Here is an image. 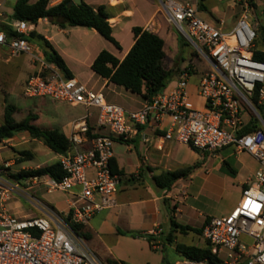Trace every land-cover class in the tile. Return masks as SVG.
Here are the masks:
<instances>
[{
	"label": "built area",
	"instance_id": "1",
	"mask_svg": "<svg viewBox=\"0 0 264 264\" xmlns=\"http://www.w3.org/2000/svg\"><path fill=\"white\" fill-rule=\"evenodd\" d=\"M257 1L264 3L232 0L241 14L234 26L224 31L223 22L203 20L195 6L160 0L168 22L209 65L197 87L204 107L186 105L187 79L192 71L186 66L172 90L161 92L134 111L106 102L101 92L66 79L54 65L47 64L21 37L29 32L30 23L12 20L3 25L15 34L7 38L1 26L0 2V46L12 56L27 55L38 63L24 84L23 96L98 111L94 129L88 125V111L73 122L68 150L57 157L62 179L33 176L15 180L14 174L8 173L10 162L0 167V264H104L69 225L86 226L96 214L116 206L121 179L110 168L115 141L129 143L140 128L149 125L156 131L165 121L163 141L186 145L201 154L231 148L256 162L257 169L242 188L237 205L227 216L208 218L201 237L217 264H264V62L253 59L254 53L264 55V45L256 44L257 18L263 17L264 5L253 12L252 3ZM250 17L253 24L248 22ZM40 186L46 194L67 195V210L59 212L29 195L32 188ZM15 196L26 197L40 215L18 218L9 214L6 204ZM157 232L160 230L150 235ZM151 247L157 250L159 245L153 242ZM175 264L211 263L205 259Z\"/></svg>",
	"mask_w": 264,
	"mask_h": 264
},
{
	"label": "crops",
	"instance_id": "2",
	"mask_svg": "<svg viewBox=\"0 0 264 264\" xmlns=\"http://www.w3.org/2000/svg\"><path fill=\"white\" fill-rule=\"evenodd\" d=\"M35 1L30 0V3ZM61 1L49 0L48 7H53ZM174 1L195 7L198 4V0ZM0 2L3 13L1 26H3L12 21V8L16 0H0ZM83 2L93 9L100 6L105 7V11L109 15L112 38L118 46L103 38L93 29L83 27L60 29L47 19H40L36 24H31L29 32L34 31L41 35L51 45L63 60L72 79L96 92H101L108 103L123 105V108L132 111L140 109L146 102L140 96L108 83L107 80L92 71L91 65L99 53L106 51L117 60L122 61L135 42L132 29L136 27L156 34L163 40L164 60L167 51L174 53L179 48L192 47L179 34L175 26L168 22L160 0H83ZM6 7L9 8V13L5 12ZM198 11L203 20L214 24L223 22L226 26L227 21L220 14L216 4L208 3V0H205L204 8ZM238 18L239 16L236 21ZM30 45L39 54V45L37 43H30ZM0 49L7 48L0 46ZM192 58V51H189L187 61L182 64L175 65L172 69H168L164 64L168 70H179L165 88V92L176 86L179 73L184 67L192 68ZM5 62H10V60H5ZM15 67L19 68L18 63ZM37 68L38 66H28L25 74L28 73L27 71L33 74ZM204 72L199 74L192 68L187 79L186 105L193 109L204 107L203 100L197 94V87ZM24 77L19 78L18 83L23 82ZM24 84L20 86L21 97H24ZM11 92L12 94L7 100L3 93L0 94V109H3L0 114V125L4 122L5 106L9 104L15 109L14 121H21L29 112H32L37 115V121H35L37 126L44 129H58L66 138L72 130L73 122L84 116L87 111L91 114L87 120L88 125L91 129L95 128L98 113L96 109L86 110L81 106H69L43 98L41 103L45 106L48 119L45 122L39 115V98L35 100L37 110L20 109L15 104L9 103L12 96L20 97L16 94L17 91L12 89ZM166 124L167 121L164 122L162 128L156 131L149 125L140 128L137 136L129 143H122L118 140L113 144V159L118 169L124 172V177L121 178L118 187L116 206L96 214L83 228L86 244L101 261L111 258L126 264H161L162 258L157 255V252L160 246L164 248L168 245L164 239L172 230L169 224L171 218L177 223L175 218L178 216L184 223L177 224L200 229L208 218L227 216L237 205L242 188L257 169L256 162L249 155L235 153L231 148L207 153L203 156L186 145L163 141L161 139L162 131ZM34 144L42 143L31 139L26 132L3 139L0 142V165L4 163L3 160H7L5 162H10L12 165L14 162L13 159L3 158L1 153L4 150H9L13 157L14 151H28L24 149L25 146ZM158 144L162 146L161 150L156 148ZM28 152L33 155L31 151ZM57 157L58 155L54 154L51 164L57 162ZM195 164L200 165L188 178L177 182L175 188L169 193L157 189L152 181L153 176L162 171H175ZM44 166H48L47 163L39 164L36 167ZM24 168L22 167V169ZM229 168L234 171V175L229 173ZM230 192L235 194V198L225 204L224 198ZM68 201L69 197L63 194L59 199H52L48 205L59 212H65ZM164 223L169 224L168 233H165ZM155 230H160V232L150 235V232ZM190 234L193 233L187 235ZM141 235L154 237V242L159 245V248L157 250L152 248L144 238L138 237ZM177 235L181 234L172 233L173 243L168 246L174 247L177 243ZM198 236L202 239L201 235Z\"/></svg>",
	"mask_w": 264,
	"mask_h": 264
},
{
	"label": "trees",
	"instance_id": "3",
	"mask_svg": "<svg viewBox=\"0 0 264 264\" xmlns=\"http://www.w3.org/2000/svg\"><path fill=\"white\" fill-rule=\"evenodd\" d=\"M204 1L198 0V10L204 8ZM48 2L49 0H36L34 3H30V0H16L12 8L11 19L25 21L30 24H36L40 19H47L60 29L73 27L93 29L103 38L118 46L112 38L109 15L105 11L104 6L93 9L86 5L83 0H81L79 5L73 4V0H62L59 4L48 7ZM262 18H264V14ZM4 30L7 38L15 35L11 33L8 27H5ZM132 32L135 42L122 61L117 60L110 53L102 51L93 61L91 69L96 75L107 80L108 83L118 86L131 94L140 96L144 101H150L154 96L165 90L179 70H168L164 67V43L159 36L138 27L133 28ZM21 37L29 43H37L43 60L47 64L54 65L66 79L72 78L61 57L41 35L32 31ZM256 44L264 45V22L259 24ZM253 59L264 62V55L254 53ZM14 111L15 109L12 105L8 104L5 106L4 122L0 125V142L3 139L12 138L17 133L26 132L31 139L40 141L52 153L56 155L66 153L69 143L60 130L44 129L37 126L35 124L37 115L32 112H29L21 121L16 122L13 119ZM116 141L118 142V140ZM191 150L199 153L193 148ZM14 154L18 157L16 159L17 163L23 162L24 159L29 160L32 157L28 151H14ZM206 154L202 153L203 156ZM199 165L195 164L175 171H162L160 174L153 176L152 181L157 189L169 193L175 188L177 182L188 178ZM224 165L226 166V164ZM110 168L111 172L118 175L120 179L124 177V172L118 169L114 159L110 161ZM229 173L234 175V171L230 168ZM33 176H48L52 179L60 180L63 178L64 173L59 163L54 162L51 165L35 170L18 172L12 178L18 180ZM169 224L172 230L164 239V242L168 245H172L173 243L172 233H179L181 235L189 233L201 235L202 233V228L197 229L187 225H180L174 222L172 218ZM69 227L74 234L85 241L84 226L69 225ZM138 237L144 238L150 246L155 241V238L150 235ZM174 249L183 260L199 262L206 259L211 264L218 263L216 257L210 253L205 244L202 247L175 244ZM103 263L126 264L122 261L112 260L111 258H107ZM161 263H164V259H162Z\"/></svg>",
	"mask_w": 264,
	"mask_h": 264
},
{
	"label": "rangeland",
	"instance_id": "4",
	"mask_svg": "<svg viewBox=\"0 0 264 264\" xmlns=\"http://www.w3.org/2000/svg\"><path fill=\"white\" fill-rule=\"evenodd\" d=\"M214 3L218 7L220 14L223 15L224 19H226L227 23L226 26L223 27L224 31H229L233 26L236 18L241 14V9L237 5L232 3V0H208V3ZM264 5L262 1H257L252 3L253 12H258L260 8ZM6 13H9V8L6 7ZM221 15V16H222ZM248 22L253 24L251 17L249 18ZM258 26L264 22V18H257ZM179 32V31H178ZM179 34L188 42V44L192 48H179L177 52H166V58L163 61L165 67L168 69H172L175 65H180L184 61H187L189 56V51H192V68L195 69L199 74L204 72L206 69L209 68L207 62L202 60L199 56L195 55V49L190 44V42L179 32ZM38 54L37 52H35ZM39 57H42L41 50L39 49ZM5 60H10V62H5ZM16 63H18V67L16 68ZM28 66H38V63L33 61L27 55H19V56H12L7 49H0V94L3 93L4 98L7 100L8 97L12 94V89L17 91V95H20L19 98L12 96L9 99V103L15 104L20 109H31L32 111L37 110L36 107V99L37 98H24L21 97V87L24 82L32 75V72L27 71L28 73L25 74V70H28ZM24 74L22 75V73ZM23 76L24 81L18 83L19 78L21 79ZM15 93V92H14ZM41 99L39 98V115L43 121H47L46 111L44 109V104L41 103ZM116 105V104H115ZM122 105V104H121ZM120 106V105H119ZM123 106V105H122ZM121 106V107H122ZM3 109H0V114H2ZM1 123V122H0ZM23 149V148H22ZM26 150L32 152V159L26 160L24 159L23 162L17 163L16 155L14 154L12 157V153L9 150H4L1 155L4 159H13V165L10 167L8 173L16 174L21 171H29L37 169V165L42 163H47V165L51 164V159L54 157V154L43 144H34V145H27L25 146ZM4 162L7 160H3ZM23 163V164H22ZM3 164V163H2ZM0 165V167L2 166ZM22 167H25L22 169ZM36 167V168H35ZM41 168V167H40ZM26 182H22V186H26ZM30 187V183H28ZM29 195L34 197L36 200L41 201L43 203L48 204L52 199H59L63 196L62 193H52L46 194L44 187H34L29 191ZM26 197H18L15 196L11 201L7 203L6 209L8 213L11 215L18 216L19 218H30V217H38L40 213L38 210L32 206L28 201L25 200ZM235 198V194L230 192L224 198L225 204L230 203ZM167 212V210H166ZM166 215V213H165ZM177 223L183 224V220H180L178 216L175 218ZM163 228L165 233H168L170 227L169 224L164 223ZM177 243L176 244H183L187 246H204V241L199 238L198 235H177L176 237ZM175 246V245H174ZM158 256H161L164 259V263L161 264H173L174 262L183 261V258L175 251L173 246L166 245L164 248L160 246L158 252ZM101 261V260H100ZM104 262V261H102Z\"/></svg>",
	"mask_w": 264,
	"mask_h": 264
},
{
	"label": "water",
	"instance_id": "5",
	"mask_svg": "<svg viewBox=\"0 0 264 264\" xmlns=\"http://www.w3.org/2000/svg\"><path fill=\"white\" fill-rule=\"evenodd\" d=\"M80 3H81V0H73V4H75V5H79Z\"/></svg>",
	"mask_w": 264,
	"mask_h": 264
}]
</instances>
